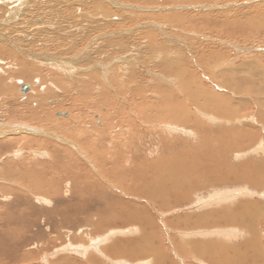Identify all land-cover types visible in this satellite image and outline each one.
Masks as SVG:
<instances>
[{"label": "rangeland", "instance_id": "1", "mask_svg": "<svg viewBox=\"0 0 264 264\" xmlns=\"http://www.w3.org/2000/svg\"><path fill=\"white\" fill-rule=\"evenodd\" d=\"M262 77L264 0H0V264H77L89 255L137 264L102 248L149 235L139 217L164 251L142 264L166 255L167 264H219L192 257L190 244L235 264H264V174L262 181L256 169L239 182L201 181L173 207L148 192L156 183L146 178L181 163L198 181L192 167L211 154L193 155L208 142L220 147L214 166L221 159L261 165ZM17 81L28 84L25 95ZM11 108L20 112L12 122ZM178 112L189 125L170 119ZM243 189L253 195L238 194ZM230 192L236 197L227 201ZM249 205L257 210L250 228L224 223L227 210L233 221L240 209L248 218ZM182 217L207 224L170 223ZM232 232L236 240L228 241ZM84 242L91 253L79 251Z\"/></svg>", "mask_w": 264, "mask_h": 264}, {"label": "bare ground", "instance_id": "2", "mask_svg": "<svg viewBox=\"0 0 264 264\" xmlns=\"http://www.w3.org/2000/svg\"><path fill=\"white\" fill-rule=\"evenodd\" d=\"M62 53V52H61ZM49 56V55H48ZM51 57H54V56H51ZM49 58V57H48ZM60 67H62V66H60ZM65 67V66H64ZM263 72V71H262ZM21 73V76L23 77V76H27V75H24L22 72H20ZM222 77L223 76H225V75H221ZM220 76V77H221ZM219 76H217V78H218ZM221 77V78H222ZM258 78H259V76H258ZM260 79V78H259ZM261 80H262V83H263V85H264V77H262L261 78ZM261 80H260V82H261ZM259 82V83H260ZM23 84V83H22ZM190 87V86H189ZM264 87V86H263ZM264 89V88H263ZM20 90V89H19ZM29 90H30V88H29ZM28 90V91H29ZM20 92H21V90H20ZM22 93V92H21ZM187 93V92H186ZM246 93V92H245ZM166 95V94H165ZM194 95V94H193ZM196 96V95H195ZM204 97V96H203ZM195 98H197V97H195ZM215 98V97H214ZM164 99V98H163ZM168 99H169V97H168ZM223 100L225 99V98H222ZM165 100V99H164ZM171 100V99H170ZM190 100H192V98H190ZM221 100V99H220ZM237 100V99H236ZM171 101H173V99L171 100ZM194 101H196V99L194 100ZM217 101H218V99H217ZM222 101V100H221ZM242 101V100H241ZM174 102V101H173ZM172 102V103H173ZM222 102H225V100L224 101H222ZM222 102H221V104H222ZM227 102V101H226ZM225 102V103H226ZM224 104V103H223ZM228 104V103H227ZM250 104V103H249ZM174 105V104H173ZM235 105V104H234ZM241 105H242V103H241ZM239 106H240V104H239ZM231 107V106H230ZM242 107V106H241ZM24 108H27L26 106L24 107ZM238 108V107H237ZM233 109H234V107H233ZM241 109V108H240ZM24 110V109H23ZM179 110V109H178ZM219 110V109H218ZM235 110H236V108H235ZM234 110V111H235ZM174 111H176V110H174ZM190 111V110H189ZM217 111V110H216ZM19 111L16 109V110H14V109H8L7 110V117H5L6 119H8L9 121H15V120H13L14 118H18V114L20 113H18ZM179 112H180V110H179ZM177 113L176 115H172V114H170V119L172 118V117H174V118H176V119H174L173 121H176V120H178V121H180V122H182V123H184V124H186V125H189V121H187L188 120V117H190V116H185V119L183 118V117H181L180 116V113ZM182 112V111H181ZM217 112H219L220 113V110L219 111H217ZM236 112V111H235ZM241 111H238V114L240 113ZM14 113V114H13ZM167 113V112H166ZM127 114V113H126ZM234 115H235V113H233ZM63 114H61V116H62ZM202 115V114H201ZM209 116V115H208ZM223 116V115H222ZM236 116H238V115H236ZM244 116V115H243ZM246 116V115H245ZM214 117V116H213ZM235 117V116H234ZM234 117H233V119H234ZM239 117H241V116H239ZM180 118H182V119H180ZM210 118V117H209ZM218 118V117H217ZM222 118V117H221ZM242 119L244 118V117H241ZM190 119V118H189ZM195 119V118H194ZM239 119V118H238ZM149 120V119H148ZM226 120V119H225ZM239 120H241V119H239ZM172 121V120H171ZM191 121V120H190ZM233 121V120H232ZM58 122H62V121H58ZM179 122V123H180ZM198 122V121H197ZM214 122V121H213ZM228 122H230V121H228ZM235 121H233V123H234ZM202 123V122H201ZM200 122H199V124H201ZM55 124H59V123H56V121H55V123H54V125ZM62 124V123H61ZM184 124H182V125H184ZM190 124H191V122H190ZM198 123H193V127L197 130V131H199L200 133L201 132H204V129H206L207 130V127H204L203 126V124L200 126ZM239 124V123H238ZM177 125V124H176ZM200 127H199V126ZM233 126H235V125H233ZM236 127V126H235ZM252 127V126H251ZM253 128V127H252ZM256 129V128H255ZM183 130V129H182ZM210 131V130H209ZM175 132V131H174ZM206 132V131H205ZM226 133V132H225ZM233 133V132H232ZM188 134V133H187ZM186 134V135H187ZM221 134V133H220ZM239 133H235V134H233V136L234 135H236V138H237V135H238ZM218 135V134H217ZM232 136V137H233ZM201 137V136H200ZM203 137H204V135H203ZM202 137V138H203ZM207 137V136H206ZM216 138H218V137H216ZM234 138V137H233ZM232 138V139H233ZM229 139V138H228ZM235 139V138H234ZM233 139V142H235V143H232V145H231V147L232 148H236L237 147V144H238V142L236 141V140H234ZM251 139V138H250ZM120 140V139H119ZM206 141H208V140H206ZM230 141V140H229ZM253 141V140H252ZM251 141V142H252ZM175 142V141H174ZM248 142H250V141H248ZM250 142V143H251ZM209 143V142H208ZM208 143H205L206 144V146H207V144ZM216 143V142H215ZM223 143H224V141H223ZM230 143V142H229ZM205 144H203V146L199 149V150H197V152L195 153L194 152V150H192L193 151V153H195L193 156L194 157H197L199 154H201V153H204V152H207V151H209L210 152V154H211V156H207V158H209V159H203V160H201V158L199 159V162L197 163L196 161H195V163H197V167H192V165L191 164H193V159H195V158H193L192 157V163L190 164L191 165V167H192V169H193V171L195 172V171H197V170H200V173H199V171L197 172V173H199L198 174V181H196V178H195V176H197L195 173L193 174V179H191L192 178V175L190 174V172H188V169H186V167H185V164H184V167L182 166V165H178V164H181V163H178V164H176L175 166H174V168H170V169H167V171H165V172H163V169H156V168H158L157 167V165H156V168L155 167H151V168H155L156 169V171H157V173L158 174H160V177H155L156 179H153L154 178V175L151 173V175L150 176H148V177H146V178H151L152 180H153V182H155L156 183V187H153V188H150L149 189V193L150 194H152L153 196H156L157 197V199L160 201V203H161V205L162 206H170L171 204H173L176 200V204L177 203H179L182 199H185L186 200V198H188L189 197V195L191 194L190 192L193 190V189H195V188H199V186H201V181H203V183L205 182L204 180H206L207 182H214V183H220V182H232V181H240V177H239V175L242 177V179H246L245 177H244V174H246V172H253L254 171V169H256L257 171H259V173H260V178H261V181L264 179H262V177H263V174H264V171H263V169L261 168L262 166H264V162L260 165V164H249V162H247V164H243L242 166L241 165H239V166H235V167H232L231 165H233V164H230V166L228 165V162L227 163H225V161L223 160V159H221V161L220 160H218V162H216L217 164L214 166V165H212L213 163L212 162H209V160L211 159V158H213V159H215V157H214V155H218V153L216 152L217 151V149H220V147H218L217 145H215L214 143H213V145H212V147L214 148V149H216V150H214V149H208V148H206V147H204V145ZM224 145H225V143H224ZM209 146H210V144H209ZM226 146V148H225V152L229 149V148H227V146H228V144L227 145H225ZM261 150V149H260ZM167 152V151H166ZM223 154V153H222ZM221 154V155H222ZM238 155H236V157H237ZM191 157V156H190ZM203 157V156H202ZM185 158H186V156H185ZM199 158V157H198ZM189 158H187V160H188ZM186 159H185V162H188ZM196 160V159H195ZM168 161V160H167ZM167 161H165V162H167ZM189 161L191 162V158L189 159ZM198 161V160H197ZM211 161V160H210ZM217 161V160H216ZM163 162V161H162ZM165 162H163L162 164L163 165H165ZM170 162V164L172 163L173 164V162L172 161H169ZM190 162H188V163H190ZM183 163V162H182ZM187 163V164H188ZM211 163V164H210ZM160 164H161V162H160ZM190 165H188V166H190ZM146 166V165H145ZM161 166V165H160ZM181 166V167H180ZM162 167V166H161ZM165 167V166H164ZM170 167H172V165L170 166ZM183 167V168H182ZM160 168V167H159ZM150 169V168H149ZM165 170H166V168H165ZM190 171H192V170H190ZM154 173H155V171H154ZM135 175V174H134ZM137 175L138 176H140L141 178H143V179H146V178H144L145 176H143V175H141V174H138L137 173ZM136 175V176H137ZM54 176V175H53ZM183 176V177H182ZM123 177V176H122ZM139 177V178H140ZM249 177L251 178V180H248V181H251V182H255V180L254 179H252V178H254V177H251L250 175H249ZM259 178V179H260ZM123 179H125V177H123V178H121V181L123 182L124 180ZM210 182V183H211ZM263 182H264V180H263ZM209 183V184H210ZM228 183V184H229ZM152 184V183H151ZM258 184H259V182H258ZM133 185H139V183L138 182H134L133 183ZM255 185V184H254ZM206 186H207V184H206ZM202 187H204V186H201L200 188H202ZM138 187H136V189H137ZM241 189V188H240ZM199 190V189H198ZM236 192H238V191H236ZM245 191H244V189H243V191L241 190V193L239 192L238 194H240V195H243L244 196V194L245 195H247V196H252L253 194L250 192V194H246V193H244ZM190 193V194H189ZM249 193V192H248ZM173 194V195H172ZM233 194H235V193H233V192H230V197H228L229 198V200L227 199V201H230V200H232L233 199V197L235 196V195H233ZM238 194H236L237 196H240V195H238ZM236 197V196H235ZM234 197V198H235ZM190 199V198H189ZM226 200V199H225ZM209 203H213V202H209ZM176 204H173V205H171V207H173L174 205H176ZM208 204V203H207ZM232 204V203H231ZM231 206V205H230ZM242 206V205H241ZM250 206V205H249ZM247 207V210H250V211H248L247 213H248V215H249V217L247 218L246 217V213L244 212V213H242V211H244V210H242V209H240V207H239V211H240V213H238L240 216H239V218H237L236 220H235V218H234V221H233V219L231 218V216H230V214L228 215V213H229V211L227 210V211H225V213H224V216H226V219L227 220H225V219H223V221H224V223L225 224H232V223H239V224H245L247 227L249 226V225H252V224H254L253 222V220H254V215H257V214H255V212H257V210L256 211H254V213H253V211H252V206H250V207ZM258 207V206H257ZM241 208H244V207H241ZM259 208V207H258ZM257 208V209H258ZM169 209V208H168ZM254 209V208H253ZM256 209V208H255ZM259 210V209H258ZM252 211V212H251ZM260 211V210H259ZM258 211V212H259ZM236 213L234 212V215H235ZM253 214V215H252ZM260 214V213H259ZM228 215V216H227ZM133 216H131V219H134V218H132ZM137 217V216H136ZM219 217H220V215H212V216H210V218L212 219V220H214V221H216V220H218L219 219ZM130 218V217H129ZM258 218V217H257ZM260 218V217H259ZM130 219V220H131ZM138 219V218H137ZM147 219V218H146ZM145 219V220H146ZM125 220V219H124ZM126 221V220H125ZM141 219H140V217H139V220L138 221H136V222H139V223H137V224H140V223H143L146 227H144V226H142L141 224H140V227H141V233L144 231V233H146L147 231L149 232V235H147V236H141L140 238H138V239H135V240H130V241H124V240H116L115 241V244H114V247H110V248H102V250L107 254V255H109V256H111L112 258H126V259H130L131 261H133V262H137V261H139V262H137V264H142L141 263V261L140 260H150L151 261V258H155V256H154V254H157V255H159L160 257L162 256L161 254H163L164 253V251H163V249H162V251H163V253H160V252H162L161 251V249H160V251L156 248V245L154 244L155 242H157V245H162V244H160V242L157 240L158 238H156L155 236H156V234H155V232L153 231V229H148L147 227V221H141ZM131 222H132V220H131ZM150 222V221H149ZM124 224H125V222H123ZM170 223H178V224H180L181 225V227H183V229H192V228H195V227H198V226H200V227H203L204 226V224H207V221H206V219H201L200 217H182V218H178L177 220H172V221H170ZM101 224V223H100ZM100 224H98L97 225V227H96V229L98 230V228L99 227H101V226H104V225H100ZM128 227V226H127ZM142 227H144L143 229H142ZM102 228V227H101ZM249 228H250V226H249ZM134 230V229H133ZM152 232H151V231ZM231 230V229H230ZM229 230V231H230ZM233 230V229H232ZM98 231H101L100 229L98 230ZM97 231V232H98ZM186 231V230H185ZM236 231V230H235ZM234 231V232H235ZM251 231V230H250ZM96 232V231H95ZM237 232V231H236ZM155 235H154V234ZM130 234V233H129ZM151 234H153L154 235V237L153 236H151ZM232 234V235H231ZM253 234V233H252ZM93 235V234H92ZM241 236V235H240ZM227 237H228V239H227ZM226 237V239L228 240V241H232V240H236V236L235 237H233V232L232 233H230V235L228 234V236ZM51 239V238H50ZM49 239V240H50ZM48 240V239H47ZM82 240H83V238H82ZM81 240V241H82ZM85 240V239H84ZM78 241V240H77ZM87 241V240H86ZM161 241V240H160ZM154 242V243H153ZM54 241H53V243H52V246L54 245ZM87 243V245L86 246H84V244H85V242L84 243H81V246L80 247H78V249H79V251L81 252V253H84V252H88V250H86L87 249V247H88V245H89V243L88 242H86ZM198 243V242H197ZM46 244V243H45ZM93 244V246H92V249L95 251H97V249H98V247H102L103 246V244L104 243H97V245L95 244V243H92ZM48 245V244H47ZM75 245V244H74ZM45 246V245H44ZM49 246V245H48ZM70 246V245H69ZM176 246H177V248H178V250H179V252L181 253V254H184V252L185 251H187L186 250V248H185V246L183 245V244H181V243H179L178 242V240H176ZM199 246H203V247H205V248H202L203 249V252L199 249ZM50 247V246H49ZM161 247H163V246H161ZM65 248V247H64ZM64 248H62V249H64ZM67 248V247H66ZM69 248V247H68ZM208 247L207 246H205V245H193V244H190V250H191V252H188L192 257H193V255H195L196 254V256H195V258H197V256H202L203 258L202 259H204V258H210L211 260H214L215 262H217V263H219V264H235V263H233L227 256H225V255H223V254H216V252H214L212 249H210V251H208ZM224 249V248H223ZM72 250V249H71ZM77 250V249H76ZM212 250V251H211ZM216 250H218V249H216ZM48 251V250H47ZM78 251V252H79ZM230 251H231V249H230ZM46 252V251H45ZM74 252H76V251H74ZM220 252V251H219ZM234 252H236L235 250H233L231 253L233 254ZM47 253V252H46ZM77 253V252H76ZM80 253V254H81ZM89 253H91V252H88V254ZM168 253V252H167ZM194 253V254H193ZM221 253V252H220ZM227 253V252H226ZM73 254V253H72ZM77 254H79V253H77ZM165 254H166V252H165ZM186 254V253H185ZM184 254V255H185ZM236 254H239V253H237L236 252ZM188 255V254H187ZM91 256V257H90ZM167 256V255H166ZM166 256H164V257H166ZM87 257V256H86ZM164 257H162V258H164ZM230 257V256H229ZM60 258V257H59ZM62 258V257H61ZM68 258V257H67ZM66 258V259H67ZM159 259V260H161V262H160V264H167L165 261H167V260H163V259ZM167 258V257H166ZM165 258V259H166ZM201 258V257H200ZM200 258H198V259H200ZM65 259V258H64ZM63 259V261H64V263H65V261H67V260H64ZM86 259V258H85ZM156 259H157V257H156ZM240 259V258H239ZM54 261H58L57 259L56 260H54ZM71 261H73V260H71ZM75 261V260H74ZM158 261V260H157ZM171 261V260H170ZM200 261V260H199ZM86 262H89V263H95V264H101V262L100 261H98L97 259H96V256H94V255H89L88 257H87V261H85V262H78L77 261V264H87ZM153 262V261H152ZM236 262V261H235ZM243 262V261H242ZM54 263V262H53ZM53 263H51V264H53ZM57 264H58V262H56ZM73 263V262H72ZM169 263V262H168ZM237 263V262H236ZM65 264H71V263H65ZM118 264H124V262H120V263H118ZM238 264H239V261H238ZM240 264H244V262L243 263H240ZM245 264H247V263H245Z\"/></svg>", "mask_w": 264, "mask_h": 264}, {"label": "water", "instance_id": "3", "mask_svg": "<svg viewBox=\"0 0 264 264\" xmlns=\"http://www.w3.org/2000/svg\"><path fill=\"white\" fill-rule=\"evenodd\" d=\"M18 84H20V90L22 92V94H26L27 91L29 90V86L28 84H22L21 81H17ZM63 116H67V113H64Z\"/></svg>", "mask_w": 264, "mask_h": 264}]
</instances>
